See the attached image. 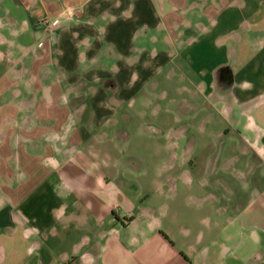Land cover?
<instances>
[{
	"label": "crops",
	"instance_id": "1",
	"mask_svg": "<svg viewBox=\"0 0 264 264\" xmlns=\"http://www.w3.org/2000/svg\"><path fill=\"white\" fill-rule=\"evenodd\" d=\"M167 70L213 129L145 182L112 102ZM209 133L264 160V0H0V264H264V213L191 170Z\"/></svg>",
	"mask_w": 264,
	"mask_h": 264
},
{
	"label": "rangeland",
	"instance_id": "2",
	"mask_svg": "<svg viewBox=\"0 0 264 264\" xmlns=\"http://www.w3.org/2000/svg\"><path fill=\"white\" fill-rule=\"evenodd\" d=\"M164 42L166 44V41L162 40V46H164ZM168 74V70L166 72L163 71L160 78L157 73L151 72L148 80L144 83L141 82L138 87L128 91L129 93L134 92L132 97L129 96L130 100L112 102V108L119 117L127 115L130 118L126 122L120 120L119 117L116 118L120 121L123 131L125 128L128 132V145L122 152L123 156L128 158L131 164L142 163L144 165L143 171L138 175V178H142L145 182L156 171V161L162 160L165 158V154L168 153V150L154 151L153 146L166 148L175 138V141L184 147L186 143L194 142L198 138V135L191 134L192 136L187 135L188 137L184 136L183 139V133L187 128L198 127L200 129L206 126L208 131L213 129V124H203L201 106L197 108L196 113L189 112V116H187L181 110L183 106L170 102L169 95L173 92L174 87L172 86L173 82L168 81ZM166 78L167 81L165 80ZM180 90H183V87ZM112 93L114 94V92ZM204 139L206 141L204 148L194 151L193 155L196 158L209 159L207 161L208 165L201 168L192 167L191 170L194 172L196 169H205L207 180L213 189L219 182V186L225 191V200H221L220 203L221 205L224 204L226 209H230L233 202H237L241 204V207L246 208L252 205L253 210L256 211V219H260V213H264V204L263 206L260 204L264 203V200L259 199L258 196L254 200V194L252 196L248 190V180L250 178L251 190H255V192L264 191V160L255 158L253 152L248 151V147L239 136L230 135V137L225 138L227 143L231 142L228 139H235L236 146L234 144L226 145V148H231V150L226 149L223 153L218 150L221 144L220 139L217 140L211 133L205 135ZM232 148H235V150ZM247 151L250 157L255 159V166H243V159L246 157ZM222 154L225 157H235L236 162L233 164L230 161H224L221 159ZM217 158L220 159L218 165H216L217 160H215ZM165 171L163 174H165ZM134 172L133 174L136 173ZM245 187L246 192L241 189ZM236 188L237 190H235ZM234 190L242 191V194H239L236 200L232 198L231 194L234 193Z\"/></svg>",
	"mask_w": 264,
	"mask_h": 264
},
{
	"label": "built area",
	"instance_id": "3",
	"mask_svg": "<svg viewBox=\"0 0 264 264\" xmlns=\"http://www.w3.org/2000/svg\"><path fill=\"white\" fill-rule=\"evenodd\" d=\"M67 14H68L69 16L72 15V11L69 10V11L67 12ZM46 22H47V26H48L49 28L52 27L51 24L48 23V21H46Z\"/></svg>",
	"mask_w": 264,
	"mask_h": 264
}]
</instances>
